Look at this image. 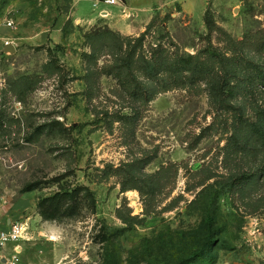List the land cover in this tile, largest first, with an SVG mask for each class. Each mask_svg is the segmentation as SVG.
Segmentation results:
<instances>
[{
	"label": "rangeland",
	"instance_id": "obj_1",
	"mask_svg": "<svg viewBox=\"0 0 264 264\" xmlns=\"http://www.w3.org/2000/svg\"><path fill=\"white\" fill-rule=\"evenodd\" d=\"M117 2L0 0V228L28 225L16 264H264V0ZM188 61L236 71L235 96L169 69Z\"/></svg>",
	"mask_w": 264,
	"mask_h": 264
},
{
	"label": "trees",
	"instance_id": "obj_2",
	"mask_svg": "<svg viewBox=\"0 0 264 264\" xmlns=\"http://www.w3.org/2000/svg\"><path fill=\"white\" fill-rule=\"evenodd\" d=\"M209 16H210V14H209V11H208V12H206V15H205V18L207 19V21H208ZM208 26H209L210 29H213V26L211 24H209V22H208ZM141 37H143V36H141ZM227 60H228V62L229 61L234 62V58H229L228 59L225 56L221 57V62L222 63L227 61ZM165 64L166 63L164 61H162L160 63H154V62H151L149 60H146L144 62L146 75H148L149 77H153L155 75H158V73L160 71H162L163 68L165 69V67H164ZM252 65L259 70L260 82L261 83L264 82V66H262L260 63L252 64ZM169 69L173 70L176 73V75H181L182 72H184L185 69L188 70V71H191L193 74H195L197 72H202V73L205 72V73H207L208 75H210V80H209V84H210V88H211L210 92H211L212 96L215 97V99L218 100V101L221 100L220 99V94L224 93L225 90L227 91V86L230 88V89H228V96L230 98L235 96V89L237 88V86L236 85H231V83H232L231 80H232L233 77L238 76L237 75L238 73L236 71H233V70L229 69V68H226L225 69L226 71L222 70V73H220L219 75L215 76L214 78H212L211 74H210L212 69L210 70V69H208V67L205 68L203 66L200 67L198 62H194V63H191L189 61L187 63H184V62H173V64H171ZM224 100H225L226 103L230 104V102L227 99V96L224 98ZM259 132H260V136L264 137V129L263 130L260 129Z\"/></svg>",
	"mask_w": 264,
	"mask_h": 264
},
{
	"label": "built area",
	"instance_id": "obj_3",
	"mask_svg": "<svg viewBox=\"0 0 264 264\" xmlns=\"http://www.w3.org/2000/svg\"><path fill=\"white\" fill-rule=\"evenodd\" d=\"M108 4H117V0H106ZM9 26H14L13 21L9 22ZM28 232V225L25 222L15 221L9 224L6 228H0V252L13 246L12 259L6 260L5 264H16L19 261L18 255L20 253L19 242L26 238Z\"/></svg>",
	"mask_w": 264,
	"mask_h": 264
},
{
	"label": "water",
	"instance_id": "obj_4",
	"mask_svg": "<svg viewBox=\"0 0 264 264\" xmlns=\"http://www.w3.org/2000/svg\"><path fill=\"white\" fill-rule=\"evenodd\" d=\"M7 49L11 50L12 52L15 51V47H14L13 44H11V43H9V44L7 45Z\"/></svg>",
	"mask_w": 264,
	"mask_h": 264
},
{
	"label": "crops",
	"instance_id": "obj_5",
	"mask_svg": "<svg viewBox=\"0 0 264 264\" xmlns=\"http://www.w3.org/2000/svg\"><path fill=\"white\" fill-rule=\"evenodd\" d=\"M121 30H122V29H121ZM7 226H9V224H8ZM7 226H6V227H7ZM6 227H3V228H6ZM3 228H1V229H3Z\"/></svg>",
	"mask_w": 264,
	"mask_h": 264
}]
</instances>
